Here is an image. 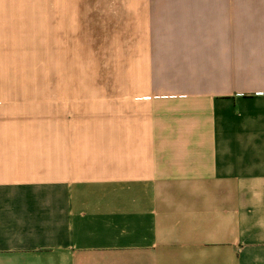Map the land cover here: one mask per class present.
<instances>
[{
    "label": "crops",
    "instance_id": "crops-1",
    "mask_svg": "<svg viewBox=\"0 0 264 264\" xmlns=\"http://www.w3.org/2000/svg\"><path fill=\"white\" fill-rule=\"evenodd\" d=\"M31 48L0 264H264V0H0V61Z\"/></svg>",
    "mask_w": 264,
    "mask_h": 264
},
{
    "label": "rangeland",
    "instance_id": "rangeland-1",
    "mask_svg": "<svg viewBox=\"0 0 264 264\" xmlns=\"http://www.w3.org/2000/svg\"><path fill=\"white\" fill-rule=\"evenodd\" d=\"M28 37L25 35L23 38ZM47 38V36H42ZM27 41V40H26ZM44 44L47 45V42ZM26 46L25 44H22ZM31 47L36 44L28 43ZM54 73L48 63V50L36 48L14 50L11 57L0 61V102L5 105H17L18 101L41 100L48 101L47 95L51 88H55L57 83L49 81V74ZM24 77L28 80L17 81L11 78ZM25 93H42L46 98H15L16 95Z\"/></svg>",
    "mask_w": 264,
    "mask_h": 264
}]
</instances>
